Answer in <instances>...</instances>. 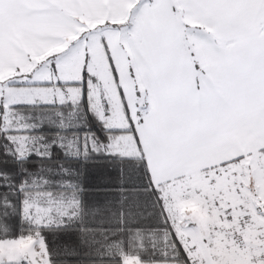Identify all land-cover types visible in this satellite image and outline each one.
Masks as SVG:
<instances>
[{"label": "snow or ice", "instance_id": "6c2138e0", "mask_svg": "<svg viewBox=\"0 0 264 264\" xmlns=\"http://www.w3.org/2000/svg\"><path fill=\"white\" fill-rule=\"evenodd\" d=\"M0 264H264V0H0Z\"/></svg>", "mask_w": 264, "mask_h": 264}]
</instances>
